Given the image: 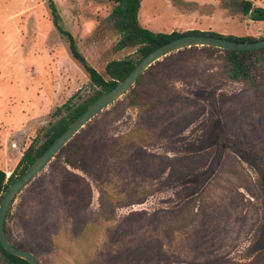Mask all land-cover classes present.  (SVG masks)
Wrapping results in <instances>:
<instances>
[{"label":"rangeland","instance_id":"rangeland-1","mask_svg":"<svg viewBox=\"0 0 264 264\" xmlns=\"http://www.w3.org/2000/svg\"><path fill=\"white\" fill-rule=\"evenodd\" d=\"M52 1L62 27L102 75L107 62L135 52L136 46L118 44L113 1ZM251 1L264 7V0ZM137 21L153 32L264 35V22L251 20L228 0H140ZM194 64L182 79L170 71L180 78L177 101L140 114L122 96L76 134L130 149L125 159L119 149L124 160L111 167L101 161L98 172L105 177L110 169L117 191H150L141 203L116 208L114 220L102 225L95 246L85 250L95 264L107 259L112 264H264V104L237 82L199 84L193 73L205 78L216 65L199 59ZM93 90L54 26L48 0H0V169L6 177L55 108L73 94L85 100ZM220 91L228 94L224 101L218 100ZM62 166L71 174L60 181L56 170ZM52 168L56 184L67 188L58 196L49 190ZM96 183L54 157L15 197L5 222L16 238L27 228L32 235L39 224L50 228L33 232L39 241V233L67 236L69 225L56 211L66 202L81 245L88 248L99 205ZM52 251L54 264H77L63 250L50 246ZM38 253L48 264L43 250Z\"/></svg>","mask_w":264,"mask_h":264},{"label":"trees","instance_id":"trees-1","mask_svg":"<svg viewBox=\"0 0 264 264\" xmlns=\"http://www.w3.org/2000/svg\"><path fill=\"white\" fill-rule=\"evenodd\" d=\"M110 1L115 3L111 11V20L120 35L118 44H130L136 46V50L132 55L107 62L104 67V76L87 62V59L79 50L72 33L62 27L61 16L53 1L48 0L50 16L54 26L66 37L72 58L87 72L94 90L85 100H75L76 96L73 94L63 104L57 106L52 112V119L43 127L41 136L37 135L26 147L11 173L6 177L5 171L0 169V200L7 186L63 133L68 125L90 103L111 89L117 81L125 78L142 57L156 47L185 34L213 35L235 41H256L264 39V35L256 38L250 35L235 36L198 29H190L182 32L172 31L169 33L153 32L138 24L137 16L140 0ZM228 1L236 2L242 14L247 15L251 20L264 22V7L254 5L251 0ZM198 59L212 62L216 65L215 70L207 72L205 78L199 77L198 72L193 73L192 78H197L196 81L201 82L199 84L210 87L221 81L237 82L247 87L254 97L264 104V48L255 50H229L211 46H191L172 52L150 65L138 77L132 88L123 95L126 99L127 107L136 109L138 113L144 114L154 111L165 104L177 101L181 94L176 87V80L180 78L177 76L171 77L170 71L181 74L182 79V73L185 72V69L193 68V65H195L194 61ZM187 80H189V77H187ZM218 96L219 101H224L228 98V94L225 91H220ZM131 137V134L128 133L124 136V141L129 142ZM113 141L115 142V139ZM221 144L226 145L224 141H221ZM119 149L117 144L114 145L110 142L109 144L102 143V139H82L78 135H74L55 155V157H62L65 165L69 168L87 173L97 182L95 185L98 191L99 205L96 218L93 221V236L89 241L88 248L81 245V239L79 235L77 236L73 227L75 223L71 219V213L66 202L57 204L56 206L58 208L56 207V211L65 217V223L69 225L68 231L66 230L68 232L67 236L63 234H50L42 237V234L39 233V238L41 237L39 241L32 236L33 232H40L43 229L48 232L50 228L48 226H42V224H37L38 226L36 225L37 227H33L32 229V235L31 229L27 228L24 237L16 238L9 225L5 222L4 231L7 238L14 246L31 251L39 262L38 252L43 250V253L48 257L47 263L54 264L51 261L53 251L50 252V246H52L55 249H61L69 254L77 264H95V257L86 255L85 250L95 246L102 225L114 220L116 208L141 203L150 194L148 189L139 193L117 191L113 187L115 179L110 169L105 177L101 172H98L101 161H104V163L111 167L114 163L121 162L126 158L130 149L127 147L120 149L123 151L124 159H121V155H117ZM125 161L128 163L127 159ZM54 170L56 169L52 168L49 173L51 184L49 190L58 196V192H65L67 188L66 186L56 184ZM56 171L58 172L57 178L60 181L69 177L71 174V171L66 166H62ZM260 176L264 190V165L261 168ZM41 183L35 184V188L28 190V192L33 194L36 187L40 186ZM59 200L61 201L60 198ZM12 261L15 264H29L26 260L8 253L0 245V264H11ZM40 264L43 263L40 262ZM104 264H112V261L107 259Z\"/></svg>","mask_w":264,"mask_h":264},{"label":"water","instance_id":"water-1","mask_svg":"<svg viewBox=\"0 0 264 264\" xmlns=\"http://www.w3.org/2000/svg\"><path fill=\"white\" fill-rule=\"evenodd\" d=\"M191 46H211L229 50H255L264 48V39L256 41H235L225 37L205 34H185L174 38L148 52L134 66L129 74L108 91L101 94L79 114L38 157L6 188L0 200V245L10 254L26 260L29 264H40L35 255L26 249L13 245L4 231L7 211L19 192L27 186L38 173L55 157L58 151L76 135L94 116L121 98L136 82L138 77L156 61L164 56ZM11 264H15L14 261Z\"/></svg>","mask_w":264,"mask_h":264}]
</instances>
